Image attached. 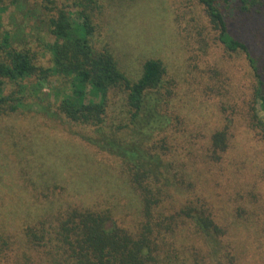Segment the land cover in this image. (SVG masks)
Instances as JSON below:
<instances>
[{
  "label": "rangeland",
  "instance_id": "obj_1",
  "mask_svg": "<svg viewBox=\"0 0 264 264\" xmlns=\"http://www.w3.org/2000/svg\"><path fill=\"white\" fill-rule=\"evenodd\" d=\"M27 1L0 12V41L12 35L48 67L45 45L54 42L48 15L43 0ZM234 4L221 8L239 21ZM93 20L95 48L111 50L130 78L137 80L150 59L165 68L168 123L153 130L150 144L171 183L148 219L133 166L92 144L95 130L42 113L4 115L0 239L7 246L0 242V264H17V256L18 264H48L30 249L25 228H48L54 216L74 208L110 211L112 224L133 235L149 225L161 264H264V138L255 126L258 80L247 56L225 48L199 0H99ZM239 22L264 53V18ZM50 92L44 99L53 103ZM110 104L108 123L118 125L127 111L123 95L114 94ZM223 130L229 146L218 160L212 138ZM186 206L205 209L223 235L204 238L180 213Z\"/></svg>",
  "mask_w": 264,
  "mask_h": 264
},
{
  "label": "trees",
  "instance_id": "obj_2",
  "mask_svg": "<svg viewBox=\"0 0 264 264\" xmlns=\"http://www.w3.org/2000/svg\"><path fill=\"white\" fill-rule=\"evenodd\" d=\"M22 1L0 0V12ZM199 1L219 31V41L225 48L247 56L258 80L255 126L264 138V53L239 22L264 18V0ZM233 1L239 21L225 16L221 8L222 2ZM41 8L48 15V32L54 39L45 45L51 56L50 65H39L36 54L29 48L16 46L10 34L4 36L0 41V117L19 111L42 113L95 130L98 138L92 139V144L133 166L132 183L141 195L143 212L150 219L171 183L169 176H164L167 164L156 146L150 144L153 130L168 123L162 113L168 103L164 100L167 95L161 92L165 75L162 62L148 60L141 76L133 80L121 69L111 50L95 48L93 13L99 9V0H43ZM46 89L51 90L53 103L44 99L48 96ZM116 93L123 95L127 111L120 124L109 125L110 101ZM258 111L262 117H258ZM228 146V131L215 133L212 157L219 160ZM152 178L155 182H149ZM180 213L194 223L204 238L215 240L223 235V229L205 209L186 206ZM53 218L48 228L39 223L24 231L30 249L46 256L45 263L161 264L149 225L144 232L133 235L112 224L110 211L86 208L70 209ZM1 241L7 246L4 238ZM5 262L9 263L7 258Z\"/></svg>",
  "mask_w": 264,
  "mask_h": 264
}]
</instances>
